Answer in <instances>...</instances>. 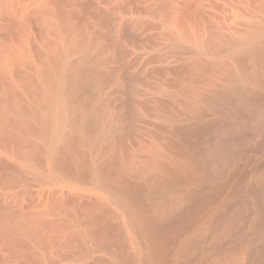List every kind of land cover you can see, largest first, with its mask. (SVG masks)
Instances as JSON below:
<instances>
[{
	"label": "bare ground",
	"instance_id": "obj_1",
	"mask_svg": "<svg viewBox=\"0 0 264 264\" xmlns=\"http://www.w3.org/2000/svg\"><path fill=\"white\" fill-rule=\"evenodd\" d=\"M0 264H264V0H0Z\"/></svg>",
	"mask_w": 264,
	"mask_h": 264
}]
</instances>
